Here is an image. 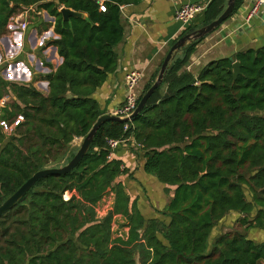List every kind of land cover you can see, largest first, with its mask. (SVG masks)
Wrapping results in <instances>:
<instances>
[{
    "label": "trees",
    "instance_id": "1",
    "mask_svg": "<svg viewBox=\"0 0 264 264\" xmlns=\"http://www.w3.org/2000/svg\"><path fill=\"white\" fill-rule=\"evenodd\" d=\"M99 1L0 0V32L29 5L53 15L58 38L51 44L62 58L46 75V95L30 83L0 81V96L10 95L13 107L1 117L24 115L14 134L0 129V204L37 170L67 163L76 151L71 141L104 114L93 93L117 66L120 6L138 0H103L104 11ZM226 1L210 0L179 36L217 18ZM243 1L234 0L232 14ZM58 5L85 16L63 20ZM204 37L175 54L126 130L124 121L101 123L73 169L39 178L0 216V264H264V239L247 235L264 230V45L233 53L240 67L234 80L230 57L209 61L195 76L183 68ZM127 137L143 172L162 186L156 192L166 199L156 216L143 215L141 195L131 197L120 180L129 169L108 158L106 140ZM108 190L112 206L98 218ZM231 212L245 231L213 236ZM117 215L127 232L114 237Z\"/></svg>",
    "mask_w": 264,
    "mask_h": 264
},
{
    "label": "crops",
    "instance_id": "2",
    "mask_svg": "<svg viewBox=\"0 0 264 264\" xmlns=\"http://www.w3.org/2000/svg\"><path fill=\"white\" fill-rule=\"evenodd\" d=\"M209 1L138 0L120 6L124 35L122 41L115 46L117 66L108 74L102 86L93 93L104 114L123 102L125 71L130 68L141 71L143 79L140 84H146L160 68L170 45L182 32L181 23L174 19L176 10L187 2L207 5ZM99 2L103 4V0ZM37 5L38 3L29 5L12 15L0 32L1 82L30 83L33 86L47 84L48 88L46 75L55 71L62 62L56 47L51 44L52 40L58 38L54 31L55 17ZM62 6L58 5L57 9L60 10ZM242 7L245 5L242 4ZM15 15H20L21 21H26L25 29H21L18 23L12 20ZM261 45H264V11L260 16L253 18L248 26H244L236 10L196 45L187 68L184 67L183 70L196 76L211 60L234 56L233 53L236 51ZM77 138L80 141L82 137H75L71 143ZM131 147L128 144L120 146L114 152L113 158L121 160L131 174L120 176V180L131 197L141 195L139 205L143 215L156 216V210L166 199L160 192H156L162 186L157 184L155 178L143 172V159L140 154L132 151ZM122 221L123 219L117 215L112 225L118 228L117 223ZM121 232L126 233L127 227H122L119 235Z\"/></svg>",
    "mask_w": 264,
    "mask_h": 264
},
{
    "label": "built area",
    "instance_id": "3",
    "mask_svg": "<svg viewBox=\"0 0 264 264\" xmlns=\"http://www.w3.org/2000/svg\"><path fill=\"white\" fill-rule=\"evenodd\" d=\"M242 4L245 7H242ZM241 6L237 9V12L241 16L242 24L244 26H248L250 21L260 16L264 11V0H244ZM206 4L187 2L182 4L175 12L174 19L181 23L182 31L189 26L193 20L201 14L205 8ZM100 10L104 11L105 7L103 4H100ZM12 20L17 22L21 29H25L27 24L26 21H21L20 15H15L12 17ZM231 36V33H228V37ZM188 64V63H187ZM186 64V68H187ZM189 68V67H188ZM143 79V74L141 71L130 68L125 71L123 82L125 95L123 102L114 107L109 113L116 115L120 118L129 117L133 111L135 110L139 96L141 94L140 91V82ZM10 95H2L0 96V129L6 136H10L15 133L17 127L24 121V115L22 113H17L10 119H5L1 117V113L3 109L10 110ZM125 121L124 130L129 127V122ZM107 146L109 148L108 158L114 157V152L120 146H129L135 147L134 140L131 137L127 138H108L106 140ZM113 193L111 191H107V193L102 197V199L98 202L97 207L95 209L96 217L101 218L105 216L108 210L111 208L113 203ZM112 229H116V225H112Z\"/></svg>",
    "mask_w": 264,
    "mask_h": 264
},
{
    "label": "water",
    "instance_id": "4",
    "mask_svg": "<svg viewBox=\"0 0 264 264\" xmlns=\"http://www.w3.org/2000/svg\"><path fill=\"white\" fill-rule=\"evenodd\" d=\"M58 2V0H56ZM234 8V0H227L226 5L223 8L222 12L209 22L199 28L194 29L191 32H187L179 36L176 40L172 42L170 45L166 55L163 58L161 66L159 68V72L157 74L156 79L151 84V86L145 91V93L141 96L140 100L137 103V106L133 113L127 118H120L116 115L105 113L100 115L95 123L92 125L89 132L82 137L81 143L77 148L76 152L72 156V158L62 166L59 167H46L40 170H37L32 176H30L19 188H17L10 196H8L1 204H0V216L9 210L20 198L34 185V183L39 179L46 175L50 174H65L73 169L82 157L87 153L94 134L96 133L97 129L106 120L114 119L118 121H128L132 120L143 108L148 98L151 94L155 91V89L159 86L162 82L164 75L166 74L167 69L170 66V62L175 56V54L185 47L189 42L192 40H196L198 38H202L207 34L213 32L216 28H218L227 18L230 17ZM62 19L68 20L70 16H80L84 17L85 15L81 12H76L72 9L61 7L60 10ZM230 59L233 61L232 63V78L233 80L237 77L240 73L239 63L234 60V56H230Z\"/></svg>",
    "mask_w": 264,
    "mask_h": 264
},
{
    "label": "rangeland",
    "instance_id": "5",
    "mask_svg": "<svg viewBox=\"0 0 264 264\" xmlns=\"http://www.w3.org/2000/svg\"><path fill=\"white\" fill-rule=\"evenodd\" d=\"M145 84H140V91L143 90ZM34 87L38 90H40V92L44 95H46L48 93V88H47V84H34ZM3 93H5V91H3ZM7 94V93H5ZM11 109L13 108L12 106L10 107ZM81 140L82 138L79 139L77 138L74 142L70 143V147H69V151L73 150L76 148L79 147L80 143H81ZM76 152V151H75ZM62 163V161H61ZM239 217V215L237 213H229L227 214L217 225L216 227L214 228L213 232H212V235L215 236L217 235L218 233H221V232H224V231H227V230H239L241 232H244L245 230L243 229V227H241L239 225V223H237V218ZM122 222H119L117 224H121ZM118 225V228L116 226V229L112 230V235L114 237L117 236V234L119 235V230H120V227ZM247 235L250 237V238H253L255 240H261V239H264V230L263 231H257V230H249L247 231Z\"/></svg>",
    "mask_w": 264,
    "mask_h": 264
}]
</instances>
